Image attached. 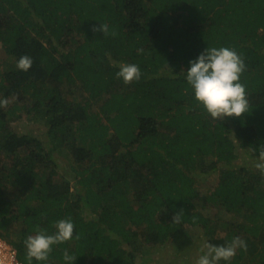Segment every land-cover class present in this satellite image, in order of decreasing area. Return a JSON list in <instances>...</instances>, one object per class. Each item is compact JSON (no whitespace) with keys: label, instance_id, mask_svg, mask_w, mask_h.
<instances>
[{"label":"trees","instance_id":"trees-1","mask_svg":"<svg viewBox=\"0 0 264 264\" xmlns=\"http://www.w3.org/2000/svg\"><path fill=\"white\" fill-rule=\"evenodd\" d=\"M207 45L245 61L240 117L212 118L185 79ZM0 49L14 57L0 63V237L21 262L29 234L71 219L73 238L47 264L65 250L74 264H156L162 249L175 259L160 263L183 264L237 236L264 264V0H0ZM125 62L139 80L117 75ZM25 120L37 131L19 129Z\"/></svg>","mask_w":264,"mask_h":264},{"label":"clouds","instance_id":"clouds-1","mask_svg":"<svg viewBox=\"0 0 264 264\" xmlns=\"http://www.w3.org/2000/svg\"><path fill=\"white\" fill-rule=\"evenodd\" d=\"M95 31L107 32V25L99 23ZM32 58L22 55L16 62V67L22 71L29 70ZM189 67L182 70L187 83L191 86L194 96L214 119L224 117H240L248 112L249 101L245 85L241 82V74L246 65L243 57L234 49L227 46L209 47L207 45L195 58L189 60ZM117 75L125 83L139 80L140 66L136 63H122ZM6 103V101H0ZM74 222L71 219L56 221L55 231H37L24 239L28 264L33 260L37 264H47L53 245L69 241L73 238ZM245 241L234 237L223 245L208 243L201 249L196 264H221L228 262L235 255L237 247H243ZM76 260L67 250L63 255L64 264H74ZM2 264V262H0Z\"/></svg>","mask_w":264,"mask_h":264},{"label":"rangeland","instance_id":"rangeland-1","mask_svg":"<svg viewBox=\"0 0 264 264\" xmlns=\"http://www.w3.org/2000/svg\"><path fill=\"white\" fill-rule=\"evenodd\" d=\"M13 59H14L13 56L9 55V53H7L5 50L0 49V63L2 65H4V66L10 65L11 66V64L14 62ZM118 88L122 89L121 85H119ZM74 98H75V100L86 101V98H88V94L85 91H81V92L76 93ZM93 109L95 111H100L101 107H100V105L94 103ZM41 126H43V125H41ZM37 127H38V124H34V122H30L28 120L21 121L19 123V129H21V130L34 128V131H37ZM56 155L58 157V161L60 162V164L62 166L61 173H63L64 171H67L70 168L69 167L70 157H69L68 150L67 149L66 150L65 149H62V150L59 149V151H57ZM208 179L209 180H206V181L203 179H199V181H198L199 196L205 197L208 194V188H207L206 184L211 183L212 181H215L213 179V177L208 178ZM205 212L208 215L209 214L213 215L216 211L208 208L205 210ZM219 218L222 220V224L219 228V231L224 232L225 229H227V227H228L227 221L230 220L231 216L229 214H227L226 212H222L219 214ZM195 234L197 235L199 233L195 232ZM200 243L204 244L205 241L203 242V239H202V241H200ZM245 245L246 246H243V247H237L235 255L231 257L230 261L225 262V264H233V262H235L237 260L241 264H251L252 260H254L253 257L255 255V253L257 252V250L255 247L250 246L249 243H246V241H245ZM200 254L201 253H200L199 249L196 247L194 250H192L188 254V256H187L188 260L187 259L182 260L179 257L177 260L182 262L183 264H196V261H197L198 257L200 256ZM150 255L153 256V258H155L157 260V261H155L156 264L160 263L162 261H169L170 259H175V254L170 249L169 250H163L162 249L160 251L154 250L153 253ZM160 264H162V263H160Z\"/></svg>","mask_w":264,"mask_h":264},{"label":"built area","instance_id":"built-area-1","mask_svg":"<svg viewBox=\"0 0 264 264\" xmlns=\"http://www.w3.org/2000/svg\"><path fill=\"white\" fill-rule=\"evenodd\" d=\"M0 262L2 264H24L18 258L17 249L3 237H0Z\"/></svg>","mask_w":264,"mask_h":264}]
</instances>
